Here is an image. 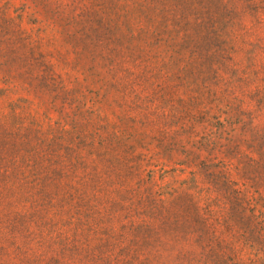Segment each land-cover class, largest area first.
<instances>
[{"label": "rangeland", "instance_id": "rangeland-1", "mask_svg": "<svg viewBox=\"0 0 264 264\" xmlns=\"http://www.w3.org/2000/svg\"><path fill=\"white\" fill-rule=\"evenodd\" d=\"M0 264H264V0H0Z\"/></svg>", "mask_w": 264, "mask_h": 264}]
</instances>
